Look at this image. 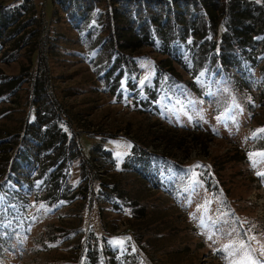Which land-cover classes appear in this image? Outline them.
Segmentation results:
<instances>
[{
  "label": "rangeland",
  "instance_id": "1",
  "mask_svg": "<svg viewBox=\"0 0 264 264\" xmlns=\"http://www.w3.org/2000/svg\"><path fill=\"white\" fill-rule=\"evenodd\" d=\"M32 2L35 18L26 29L34 32L0 68L18 75L29 50L43 56L50 46L47 76L55 98L65 95L79 119L71 126L87 164L80 176L73 162L68 190L77 194L62 205H47L25 184L0 177V264H83L88 253H96L97 264H264L258 69L245 64L241 80L235 70L199 71L191 83L180 68L179 80L157 73L162 56L142 46L111 95L115 81L95 79L94 71L107 49L90 34L104 3L78 27L51 0H0V10L27 11ZM182 45L171 55L185 60ZM27 98L23 91L0 98V130L8 136L29 111Z\"/></svg>",
  "mask_w": 264,
  "mask_h": 264
},
{
  "label": "trees",
  "instance_id": "2",
  "mask_svg": "<svg viewBox=\"0 0 264 264\" xmlns=\"http://www.w3.org/2000/svg\"><path fill=\"white\" fill-rule=\"evenodd\" d=\"M51 2L62 9L74 27L87 22L92 9L104 3L105 9L98 12L90 34L95 35L101 50L107 49L99 52L101 56L105 53L106 60L94 71L95 79L115 81L108 88L111 95L119 85L123 71L131 74L135 68L140 59V54H136L139 48L149 46L162 56L156 62L157 73L179 80L181 76L177 68H180L190 72L191 81L188 82L191 83L199 71H211L217 76L220 71L235 70L236 77L241 80L245 64L257 68L263 82V87H257L260 90L258 103L264 111V0ZM19 6V10L12 9L16 6L0 10L1 63L14 61L17 49L26 46L34 32V29H26L32 24L31 19L35 18L33 2L27 11H23V5ZM25 12H31V16L21 21ZM155 40H158V46H155ZM7 43L11 45L6 47ZM179 44H184L185 60L182 55H171ZM57 46L54 39L52 55L57 54ZM49 50L48 45L42 52L48 56ZM32 51L36 53L34 66H31L34 63L33 54L30 55ZM44 55L36 49L29 50L24 55L27 63L21 65L23 68L18 75L5 74L0 68V98L12 99L16 93L23 91L29 101L25 102L29 111L25 113L18 130L10 136L6 130H0V177L18 186L25 184L27 193L47 205H62L58 203L60 199L77 194V191L68 190L73 162H78L80 176H83L87 161L71 126L79 119L68 112L69 105L63 101L65 95L62 101L55 98ZM9 151H13V156H8ZM236 154L232 151V156ZM36 181L43 186L35 187ZM96 259V253H88L83 264H97Z\"/></svg>",
  "mask_w": 264,
  "mask_h": 264
},
{
  "label": "snow or ice",
  "instance_id": "3",
  "mask_svg": "<svg viewBox=\"0 0 264 264\" xmlns=\"http://www.w3.org/2000/svg\"><path fill=\"white\" fill-rule=\"evenodd\" d=\"M261 132H264V129L260 130ZM261 155H264V154H261Z\"/></svg>",
  "mask_w": 264,
  "mask_h": 264
}]
</instances>
